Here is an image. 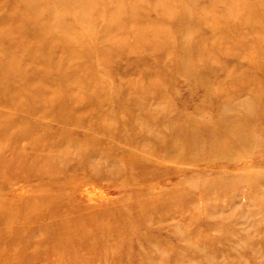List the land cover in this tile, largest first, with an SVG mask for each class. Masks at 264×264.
<instances>
[{
	"label": "rangeland",
	"instance_id": "1",
	"mask_svg": "<svg viewBox=\"0 0 264 264\" xmlns=\"http://www.w3.org/2000/svg\"><path fill=\"white\" fill-rule=\"evenodd\" d=\"M16 2L0 0V264H264V0H61L74 58L44 38L33 63L46 12L23 37Z\"/></svg>",
	"mask_w": 264,
	"mask_h": 264
},
{
	"label": "bare ground",
	"instance_id": "2",
	"mask_svg": "<svg viewBox=\"0 0 264 264\" xmlns=\"http://www.w3.org/2000/svg\"><path fill=\"white\" fill-rule=\"evenodd\" d=\"M15 1V0H14ZM20 1V9H16V8H18V7H16L15 5L17 4V2L16 3H14V5H9L8 6V8H7V10H6V13L10 16V18L12 19V18H16V17H19V24H17L16 25V30H19L20 32H21V34L23 33V28H24V24L26 23V24H28V22H29V20L30 19H36V17L38 18V15H40L42 12H46V16H45V18H43V19H40V21L38 20V22H37V25L35 26V28H34V32H33V42H34V45H32V46H35L34 47V49H33V51H32V49H31V51H32V53L29 55V59L31 60L30 62H32L33 63V61H34V59H36L39 55H40V53H42V48H38V45H39V41H42V40H44V38H46L47 40H49V39H52V38H54V39H56V41L58 42V41H60V40H62L63 42H64V44L66 45V48L68 49V56L69 57H73L74 58V56H73V54H71L70 52L72 51V42H71V40L70 41H65V38H66V36H68L69 38L71 37L73 40H76L77 41V34L76 33H74L73 32V28L69 25V24H67V23H65L64 21H63V17L61 16V13L59 12V14H58V12H56V11H54L53 10V6L54 5H59L60 4V2H61V0H19ZM68 1H70V4H73L74 2H75V0H68ZM13 3V2H12ZM232 4V3H231ZM18 5H19V3H18ZM74 5V4H73ZM15 7V8H14ZM56 7V6H55ZM227 7V6H226ZM231 8H232V5H231ZM61 9V7H60V5H59V9L58 10H60ZM230 9V8H229ZM17 11H19V13L17 12ZM250 14V13H249ZM2 15V14H1ZM40 16H42V15H40ZM39 16V17H40ZM249 16V15H248ZM2 17V16H1ZM79 18V17H78ZM31 21V20H30ZM32 22V21H31ZM30 22V23H31ZM16 23V20H13V25ZM33 23V22H32ZM32 25V24H31ZM30 25V26H31ZM26 30H27V28H26ZM26 33V32H25ZM2 35H4L5 37H8L9 38V36H8V33H5V32H2L1 30H0V38H2ZM23 35V34H22ZM25 35V34H24ZM23 35V37H25ZM5 37H4V39H5ZM8 38H6L8 41H9V39ZM25 40V38H22V40L21 41H18V42H10V48L11 49H14V48H16L17 50H22L23 49V41ZM72 40V41H73ZM26 41V40H25ZM33 42H32V44H33ZM56 42V43H57ZM2 43V42H1ZM28 43H26V45H27ZM36 44H37V46H36ZM2 45V44H1ZM25 46V45H24ZM60 47V46H59ZM32 48V47H31ZM65 48V47H64ZM63 48V49H64ZM62 49V50H63ZM65 50V49H64ZM20 52V51H19ZM22 53V52H21ZM27 53V52H26ZM25 53V54H26ZM30 52H28L27 53V56H28V54H29ZM16 54H18V53H16ZM14 55L15 54H13V51H11L10 53H9V64H8V66H7V72H6V75H5V77H6V80L8 81L12 76H14V73H15V70H14V68H13V65H14ZM24 55V54H23ZM20 57V56H19ZM66 58H67V56H66ZM80 60H81V58L80 57H78ZM77 58V59H78ZM7 60V59H6ZM1 64H2V61H1ZM19 64V63H18ZM1 66V65H0ZM20 66V65H19ZM3 67H4V63H3ZM3 67L1 68V69H3ZM17 67H18V65H17ZM54 67H55V65H54ZM16 69H18V68H16ZM27 69L28 70H30V71H32V69H34L33 68V66L32 65H28V67H27ZM21 69H20V67H19V70L18 71H20ZM22 71V70H21ZM0 72H2V71H0ZM4 73H5V71H3ZM35 72V71H34ZM66 72V71H65ZM3 73V74H4ZM1 74V73H0ZM20 74V73H19ZM18 74V75H19ZM74 74H75V71L73 70V69H70L69 71H68V73H67V75L65 76V81H66V83H67V87L70 89V91H69V93H70V95H71V97L73 98V99H75V96H72L73 94L71 93V89L74 87V86H77L78 85V81H79V76H74ZM18 75H16V76H18ZM20 76H21V74H20ZM4 77V76H3ZM4 77V78H5ZM33 77V76H32ZM4 78H2L3 80H4ZM12 79V78H11ZM17 79V78H16ZM1 80V79H0ZM2 80V81H3ZM60 81V80H59ZM4 82V81H3ZM7 83V82H6ZM0 84H1V81H0ZM4 84H5V82H4ZM4 84H3V86H4ZM60 84V83H59ZM15 85H16V83H15ZM64 85V84H63ZM2 86V87H3ZM25 86L27 87L28 85H27V83H25ZM9 87H11V86H9ZM15 87V86H14ZM6 88V87H5ZM32 88V87H31ZM34 89V88H33ZM32 89V90H33ZM45 89V87L43 86V85H37V87H36V89L35 90H33V95H34V97H36V96H38L40 93H41V91L42 90H44ZM32 90H28V91H32ZM45 90H50V88L48 89V88H46ZM2 92V91H1ZM5 92H6V89H5ZM54 91H52V90H50V97L52 98L54 95L52 94ZM85 94H86V92H85ZM1 95V94H0ZM32 95V94H31ZM32 97V96H31ZM31 97H29V98H31ZM44 97V96H43ZM91 97V96H90ZM93 98V97H92ZM6 100H7V98H6ZM32 100H35V98L34 99H32ZM62 100V99H61ZM61 100H59V102L61 101ZM92 100V99H91ZM88 101V100H87ZM46 102V101H45ZM62 102H64V101H62ZM66 102V101H65ZM95 102V101H94ZM47 104H48V102H47ZM61 104V103H60ZM66 104V103H65ZM33 105V104H32ZM62 105H63V103H62ZM37 106V105H36ZM55 106V105H54ZM54 106H52V109L53 110H55L53 107ZM56 106H57V104H56ZM32 107V106H31ZM48 107V106H47ZM49 107H51V106H49ZM62 107V106H61ZM33 108V107H32ZM64 107H62L61 109H63ZM67 108H68V106H67ZM33 110H35V108L33 109ZM158 117H160V116H158ZM152 120V119H151ZM155 121V120H154ZM155 122H157V121H155ZM221 122H223V123H225V126H228L227 125V123L223 120V121H221ZM219 123H220V121H219ZM89 128V127H88ZM184 129V128H183ZM84 130V129H83ZM90 130V129H89ZM179 130V129H178ZM186 131V132H185ZM184 133H186V134H188L189 133V131L188 130H179L178 131V136L179 137H182V136H184ZM86 134H87V132H86ZM85 137V136H84ZM183 138V140L186 142V143H188V144H191L192 145V143L186 138V136L185 137H182ZM55 140V139H54ZM51 141V140H50ZM55 142V141H54ZM127 151V150H126ZM129 152V151H128ZM169 158V157H168ZM43 159V158H42ZM39 161H41L40 159H39ZM36 162H38V161H36ZM151 162V161H150ZM42 164H44V163H42ZM48 165H49V163H48ZM147 166V165H146ZM40 167H42V166H40ZM45 168V167H44ZM41 170V169H40ZM54 170V169H53ZM33 201V200H32ZM9 210V209H8ZM15 214V213H14ZM67 230V229H66ZM64 230V232H67V233H64V236H66V237H73V231H69V230ZM72 232V233H71ZM68 235V236H67ZM65 237V238H66ZM60 243H58V242H55L56 243V245H67L68 243H69V241H68V239H65L64 241H59ZM51 247H54L55 245H53V243H51V245H50Z\"/></svg>",
	"mask_w": 264,
	"mask_h": 264
}]
</instances>
